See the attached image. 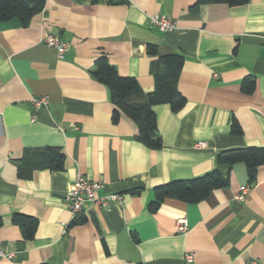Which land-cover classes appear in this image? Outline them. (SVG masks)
Wrapping results in <instances>:
<instances>
[{"label":"crops","instance_id":"crops-1","mask_svg":"<svg viewBox=\"0 0 264 264\" xmlns=\"http://www.w3.org/2000/svg\"><path fill=\"white\" fill-rule=\"evenodd\" d=\"M195 3L43 0L25 26L0 21V264H264V164L250 184L243 163L216 162L224 150L264 147V0ZM153 15L172 18L174 30L152 26ZM44 33L69 44L62 58L44 45ZM168 54L183 58L176 90L185 104L176 112L152 106L161 146L151 148L128 117L111 121L110 92L92 71L104 56L149 93L152 70H162ZM247 77L251 94L241 90ZM40 97L47 105L32 120ZM46 148L63 155L61 170L33 166ZM212 171L228 185L198 203L165 199L149 210L155 187ZM77 175L100 181L96 194H119L122 204L88 202L72 225L64 195ZM16 215L36 219L30 239Z\"/></svg>","mask_w":264,"mask_h":264},{"label":"trees","instance_id":"trees-1","mask_svg":"<svg viewBox=\"0 0 264 264\" xmlns=\"http://www.w3.org/2000/svg\"><path fill=\"white\" fill-rule=\"evenodd\" d=\"M248 2L249 0H196L193 8L201 4H225L228 7H238ZM42 7L43 0H0V21L16 19L25 26L31 16L39 12ZM147 52L155 55L156 49L148 46ZM160 61L163 66L162 70L159 71L156 67L152 70L157 84L156 90L149 93L142 92L133 78L119 76L104 56L96 60L92 71L93 77L110 92V100L114 106L111 121L116 123L121 114L128 117L136 126L139 141L151 148L161 146L152 106L166 103L172 111L176 112L185 104V99L176 90V81L183 63L182 56L168 54L161 57ZM254 88L255 82L252 78L247 77L242 80L243 93L251 94ZM231 127L232 132L240 131L235 121ZM42 154V161L33 166L51 170L62 169L63 155L58 150L46 148ZM216 162L229 167L243 163L246 167L248 182L252 184L255 182L257 167L264 164V147L224 150L216 155ZM227 185V179L216 171L187 180L170 181L153 189L154 197L149 204V210L155 212L165 199H175L190 204L198 203L207 198L211 191ZM138 191L135 190V193ZM77 216L73 218L72 225L83 221ZM13 222L19 226L26 239L33 236L37 224L36 219L16 215L13 217Z\"/></svg>","mask_w":264,"mask_h":264},{"label":"built area","instance_id":"built-area-1","mask_svg":"<svg viewBox=\"0 0 264 264\" xmlns=\"http://www.w3.org/2000/svg\"><path fill=\"white\" fill-rule=\"evenodd\" d=\"M149 22L152 26L158 28L160 31L164 33H170L174 30L175 24L172 18L164 16V15H153L149 18ZM261 41L264 43V34L260 36ZM42 41L44 45L49 48L54 49L58 58H62L63 55L67 52L69 48V44L66 41L61 40L57 36H53L48 33H44L42 37ZM47 98H33L32 106L33 113L31 119L34 120L36 116V112L41 108L47 105ZM195 146L197 148H202L205 146L204 142L196 143ZM102 187V183L100 181H90L87 178L77 175L73 186L66 192L64 195V202L71 213L73 218L82 213L84 207L88 202H91L99 207H106L107 204L111 201L118 202L122 204L123 198L119 194H106L103 196H98L96 193ZM248 187H243L241 191L235 196L236 200H243L245 193L248 192ZM177 232L185 233L187 231V227L183 222H179L176 226ZM11 256V255H10ZM185 259L188 262H192L194 259L193 253H187L185 255ZM249 264H260L257 261H250Z\"/></svg>","mask_w":264,"mask_h":264}]
</instances>
